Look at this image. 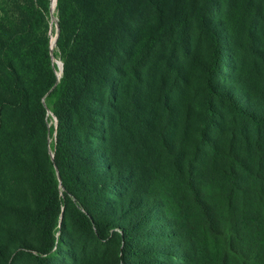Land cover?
Wrapping results in <instances>:
<instances>
[{"label":"trees","instance_id":"trees-1","mask_svg":"<svg viewBox=\"0 0 264 264\" xmlns=\"http://www.w3.org/2000/svg\"><path fill=\"white\" fill-rule=\"evenodd\" d=\"M51 7L0 0V264H264V0Z\"/></svg>","mask_w":264,"mask_h":264},{"label":"rangeland","instance_id":"rangeland-1","mask_svg":"<svg viewBox=\"0 0 264 264\" xmlns=\"http://www.w3.org/2000/svg\"><path fill=\"white\" fill-rule=\"evenodd\" d=\"M52 8V7H51ZM51 17H50V39L54 38L55 39V32L57 31V25H56V17H55V10L54 7L52 8V10L50 11ZM54 46V44H52V47ZM57 60V59H56ZM58 63L61 64V62L59 60H57ZM57 62H55V65H57Z\"/></svg>","mask_w":264,"mask_h":264},{"label":"built area","instance_id":"built-area-1","mask_svg":"<svg viewBox=\"0 0 264 264\" xmlns=\"http://www.w3.org/2000/svg\"><path fill=\"white\" fill-rule=\"evenodd\" d=\"M54 62H57V60L53 59ZM57 69H58V76H59V72L61 71V64L57 62Z\"/></svg>","mask_w":264,"mask_h":264},{"label":"bare ground","instance_id":"bare-ground-1","mask_svg":"<svg viewBox=\"0 0 264 264\" xmlns=\"http://www.w3.org/2000/svg\"><path fill=\"white\" fill-rule=\"evenodd\" d=\"M51 2H52V8H53V7H54V0H51ZM53 42H54V38H51V40H50V45H52Z\"/></svg>","mask_w":264,"mask_h":264},{"label":"water","instance_id":"water-1","mask_svg":"<svg viewBox=\"0 0 264 264\" xmlns=\"http://www.w3.org/2000/svg\"><path fill=\"white\" fill-rule=\"evenodd\" d=\"M57 25V24H56ZM57 35V34H56ZM54 42H55V39H54ZM54 42H53V44H54ZM52 48V45H50V49Z\"/></svg>","mask_w":264,"mask_h":264}]
</instances>
